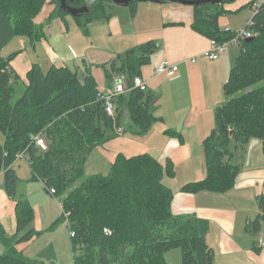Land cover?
Here are the masks:
<instances>
[{"label": "trees", "instance_id": "1", "mask_svg": "<svg viewBox=\"0 0 264 264\" xmlns=\"http://www.w3.org/2000/svg\"><path fill=\"white\" fill-rule=\"evenodd\" d=\"M235 0L193 5L191 29L218 43L229 41L233 31L221 30L219 17L225 6ZM255 0H252L250 5ZM47 0H0V174L7 196L15 201L16 232L6 238L0 227V241L6 248L0 264H46L27 258L14 245L27 243L39 233L31 228L33 210L17 196V176L13 164L18 153L28 159L30 179L40 181L50 194L54 190L68 224L73 264H169L165 254L179 250L181 264H213V254L200 234L197 220L188 215L174 216L173 191L164 177L173 178L168 161L163 167L150 154L126 158L118 155L106 175L85 177V165L91 152L111 140L122 126L125 134L143 136L161 118L154 112L156 98L148 90L130 89L133 79L141 77L151 57L160 48L156 41L134 46L112 61L104 73L122 77L128 89L115 100V114L103 110L99 90L92 76L80 81L69 68L51 65L43 71L33 65L26 76L22 93L16 97L9 63L16 53L1 56V51L15 37H38L34 24ZM51 16L65 19L60 0ZM166 3V2H161ZM72 8H82L86 0H66ZM138 3L127 8L136 13ZM110 0H93L87 12L72 17L84 33L86 26L108 20ZM254 41L242 42L229 76L222 86L224 103L214 110V127L202 142L206 177L184 185L186 194L202 192L224 194L230 191L240 172L231 161L229 145L261 142L264 155V5L251 17ZM16 97V98H15ZM127 116L124 123L123 116ZM40 134L46 148L36 147L32 137ZM166 135L182 142L180 134ZM51 195V194H50ZM257 215L247 231L257 233L264 221V197L258 199Z\"/></svg>", "mask_w": 264, "mask_h": 264}, {"label": "crops", "instance_id": "2", "mask_svg": "<svg viewBox=\"0 0 264 264\" xmlns=\"http://www.w3.org/2000/svg\"><path fill=\"white\" fill-rule=\"evenodd\" d=\"M251 2L252 0H235L226 5L227 13L218 19L219 28L236 31L232 16L249 9L251 14L246 18L248 20L250 16L252 17V8L248 6ZM147 4L137 5L134 15L130 14L127 7H113L108 20L88 24L84 33L73 18L71 22L67 17L60 19L51 16L54 5L47 0L34 20L38 37L33 41L27 37H15L10 41L16 38L25 40L22 48L12 50L10 53H16L9 63V71L17 77L11 81L14 91L18 93L17 89H20L22 93L27 73L33 65H39L43 71L51 65L65 66L75 72L80 81L92 76L99 92L107 91L110 83L104 71L109 66L100 68L93 64L100 58L98 54L93 56L91 61L87 56L91 50L100 52L99 44H103V39L106 38L103 35L114 39L121 47L120 51L148 41H156L160 48L152 55L150 64L142 68L140 76L146 82L147 90L155 95L154 114L162 121L156 122L143 136L125 134L124 128L120 126L111 140L91 152L88 163L95 164L91 173L100 174L102 167L109 171L118 155L130 158L150 154L163 167L169 161L174 169V176L164 177L166 179L163 181L173 191L171 212L174 216L188 215L197 220L199 232L212 251L213 264H264V247L258 244L259 239L264 240V221L257 233L247 231L248 224L257 215L262 214L258 208V199L264 197V164L247 169L240 168L234 187L224 194L208 192L186 194L180 191L184 185L201 181L206 177L202 142L214 127V110L225 101L222 86L237 55L231 52V48L226 55L216 61L203 56L210 48V40L191 29L193 18L191 6L169 2ZM56 24L58 29L54 31ZM75 26L81 29V37L73 29ZM71 31L76 35L70 37ZM163 59L177 65V71L170 75H154L155 66ZM191 59L195 62H190ZM123 119L124 123H127L126 115ZM168 130L180 134L183 141L166 135ZM2 142L3 138L0 137V143ZM250 144L252 140L243 147L240 146V150L244 152L246 150L247 154ZM243 157L244 155H237L235 158V164L239 167L242 165ZM17 166L19 164L15 162L12 167L18 179L17 196L32 203L34 216L31 228L39 234L27 243L14 245L15 249L27 258L43 263H69L70 248L61 245L65 228L57 235L53 248L58 249L57 258L42 260L41 250L37 258L31 256L29 251L31 244L45 230L52 231L56 222V214L52 210L39 203L33 204L31 200L33 194L39 198L42 197V192H45L53 197L60 209L61 204L59 199L44 189L40 181L30 179V171L23 179L19 174V168L16 169ZM20 185L24 186L22 192ZM0 227L6 238L14 237L15 201L4 191L2 174H0ZM5 251L6 248L0 241V255ZM168 253L165 254L166 261ZM174 262L181 264L176 255Z\"/></svg>", "mask_w": 264, "mask_h": 264}, {"label": "rangeland", "instance_id": "3", "mask_svg": "<svg viewBox=\"0 0 264 264\" xmlns=\"http://www.w3.org/2000/svg\"><path fill=\"white\" fill-rule=\"evenodd\" d=\"M93 0H86L87 3H91ZM145 4L149 3V2H143ZM138 5H141V3H138ZM150 5V4H147ZM113 7H117L115 5H113ZM250 10L247 9L245 12H240L237 14H234L233 17V25H234V29L239 30V29H244L246 26V18L250 15ZM251 18V16H250ZM249 18V19H250ZM68 21L73 22L72 17L71 16H67ZM58 29V25L56 24L55 27L53 28L54 31H56ZM75 29V31H77L76 33H78L79 37H81V29H77L76 26L73 28ZM70 37L71 35H76L75 33L73 34V32H70ZM81 35V36H80ZM104 38V42L103 44H99V48H100V52H96L95 50H91L87 53V56L89 58V60L91 61L93 58V56L95 57L98 54V58L96 63L95 61L93 62V64H97L100 68L105 67V65L108 67L109 64L112 61H115L118 55L123 54L125 51H127L128 49H125L123 51H120L121 47H119V45L117 44V42L114 39H109L106 35H103ZM73 37V36H72ZM92 38V35H91ZM24 38H16L14 39L12 42H10L2 51L1 54L2 55H8L12 52V50H17V48H22L23 47V40ZM73 48V47H72ZM74 49V48H73ZM130 49V48H129ZM103 50V51H101ZM231 52L233 54L238 55L240 52V48L239 47H233L231 49ZM106 53V54H105ZM111 58V59H110ZM113 58V59H112ZM18 93L16 92V97H18L21 93L20 89H17ZM15 97V98H16ZM251 146L248 147L249 150L247 151V154H245L244 151H241L240 146L237 148L236 147V143L232 142L229 145V150L232 152L233 154V158H232V163L234 165L235 161L238 156H243L244 155V160L242 162V165L240 166L241 169H247L248 167H254V166H262L264 164V155L261 152V142L259 140L256 139H252V144H250ZM246 156V157H245ZM240 160V159H239ZM242 160V159H241ZM89 161V160H88ZM86 163L85 165V177H88L94 173H91L93 171V168L95 167L93 165V163ZM17 164H19V166L16 167L19 168V174L20 176L24 179V176L28 173L29 167L27 166V164L23 161H18ZM97 164V163H96ZM238 165V164H237ZM103 169L99 171V173L106 175L108 173V170L104 167H102ZM21 178V180H23ZM166 178H164L165 180ZM24 183H22L23 185ZM20 185V192L23 191L24 186ZM42 197L37 198V195L33 194L32 196V201L33 204H40V205H44L48 210H52L55 214H56V222L53 224L52 227V231H47L45 230L43 234H41L35 241L34 243L31 244V247L29 249V251L31 252V256H35L34 258H37L41 253L39 252V250L43 251L42 254L40 255V258L42 260H48V258L54 260L53 258H57V254L56 252H58V249H53L55 247V243L57 241V235L60 234V231L62 230V228H65V234L63 235V239H62V243L61 245L70 248V253H71V257H70V262L69 263H64V264H73V257H72V251H71V236H70V232L68 231L67 227L68 224L67 222L65 223L64 220H62V212L61 209L58 208L56 202L53 200V197L49 196L47 193L42 192ZM31 208H32V203H28ZM33 210V208H32ZM34 211V210H33ZM57 211V212H56ZM34 216V215H33ZM67 225V226H66ZM38 254V255H37ZM61 255V254H60ZM167 261L169 262V264H175L174 262V258L175 255L178 259V262L180 260L181 262V255H180V251L179 250H172L167 254ZM26 256V255H24ZM58 260V259H56ZM38 261V260H37ZM41 262V261H38ZM48 264V263H46ZM57 264V263H56Z\"/></svg>", "mask_w": 264, "mask_h": 264}, {"label": "built area", "instance_id": "4", "mask_svg": "<svg viewBox=\"0 0 264 264\" xmlns=\"http://www.w3.org/2000/svg\"><path fill=\"white\" fill-rule=\"evenodd\" d=\"M264 5V0H255L252 4V14H255L258 9ZM252 26L251 18L246 21L244 29L233 31L234 36L229 41L218 43L215 40H210V48L203 53V56L211 61L218 60L221 56L226 55L233 47H240L242 42L247 38H252L255 35L250 31L249 27ZM226 32H231L229 29H225ZM190 62L194 63L195 60L191 59ZM177 71V65L171 64L167 60L163 59L154 68V75H170ZM130 89H139L140 91H147V84L141 77H135L133 79L132 87ZM128 89L125 86L124 80L119 75L113 74L110 81V88L107 91L100 92L99 99L103 102V110L109 117H113L115 114V100L118 96L124 94ZM32 142L36 147L42 149L46 148L44 138L38 134L32 137ZM23 161L28 164V159L24 152H20L15 157V162ZM50 194H54V190H50ZM70 233V236H73ZM258 244L264 247V240L259 239Z\"/></svg>", "mask_w": 264, "mask_h": 264}, {"label": "water", "instance_id": "5", "mask_svg": "<svg viewBox=\"0 0 264 264\" xmlns=\"http://www.w3.org/2000/svg\"><path fill=\"white\" fill-rule=\"evenodd\" d=\"M111 3L115 6H123L127 7V5L134 0H110ZM137 3H143V2H151V3H161V2H169V3H178L182 5H202L207 3H216V2H222L223 0H135ZM91 3H87L82 8L76 9L68 6L66 4V0H60V9L63 10L65 13L70 15L71 17H76L82 13L87 12L88 7ZM254 37L245 39L244 43H250L254 41Z\"/></svg>", "mask_w": 264, "mask_h": 264}]
</instances>
